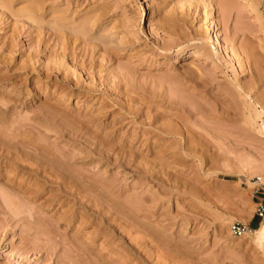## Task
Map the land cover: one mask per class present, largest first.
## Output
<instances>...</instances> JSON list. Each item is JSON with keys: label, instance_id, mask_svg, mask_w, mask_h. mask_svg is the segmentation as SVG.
Here are the masks:
<instances>
[{"label": "rangeland", "instance_id": "1", "mask_svg": "<svg viewBox=\"0 0 264 264\" xmlns=\"http://www.w3.org/2000/svg\"><path fill=\"white\" fill-rule=\"evenodd\" d=\"M263 12L0 0V264H264Z\"/></svg>", "mask_w": 264, "mask_h": 264}, {"label": "bare ground", "instance_id": "2", "mask_svg": "<svg viewBox=\"0 0 264 264\" xmlns=\"http://www.w3.org/2000/svg\"><path fill=\"white\" fill-rule=\"evenodd\" d=\"M147 4H148L147 9H150V8L153 7V4H151V2H148ZM210 5H211V9H212L213 8V4H211V2H210ZM224 7L226 8L227 6H224ZM228 9H230V8H228ZM263 14H264V12H263ZM214 15H215V13L212 10L210 15H209L210 19H209V21L207 20L208 21L207 26L209 27V29L211 31V33L209 35L210 36L209 40L211 42H213V44H216L217 48H221L220 42H219V38H218V36L216 34V31L214 32V30H213L214 29V25H215V19H213ZM194 48L193 49H188V51H191V50L195 51ZM188 51L183 52V53H187ZM196 52H197V50H196ZM261 129L264 130V125L261 126ZM262 174L263 175H260L258 177L255 176L261 182H263L262 178H264V173H262ZM230 234H231V232H230ZM241 236H242V239H246V240L248 239L256 248L261 250V253L264 256V216H263V218L261 219L260 223L258 224V226L256 228H254V229L247 228L245 233L243 235H241Z\"/></svg>", "mask_w": 264, "mask_h": 264}, {"label": "built area", "instance_id": "3", "mask_svg": "<svg viewBox=\"0 0 264 264\" xmlns=\"http://www.w3.org/2000/svg\"><path fill=\"white\" fill-rule=\"evenodd\" d=\"M256 186H257V191H261L264 189V183L259 181L258 178H256ZM254 214L259 217V218H263L264 216V205L260 202L256 203L255 204V212ZM247 230V226L246 225H243L242 223L240 222H237V221H233L229 224V231L235 235V236H241L245 233V231Z\"/></svg>", "mask_w": 264, "mask_h": 264}, {"label": "crops", "instance_id": "4", "mask_svg": "<svg viewBox=\"0 0 264 264\" xmlns=\"http://www.w3.org/2000/svg\"><path fill=\"white\" fill-rule=\"evenodd\" d=\"M259 193L264 195V191H260ZM258 202H260V203H262L264 205V197H260L259 200L256 203H258Z\"/></svg>", "mask_w": 264, "mask_h": 264}, {"label": "trees", "instance_id": "5", "mask_svg": "<svg viewBox=\"0 0 264 264\" xmlns=\"http://www.w3.org/2000/svg\"><path fill=\"white\" fill-rule=\"evenodd\" d=\"M259 218V217H258ZM258 226V222L257 221H254L253 223H252V225H251V229H254V228H256Z\"/></svg>", "mask_w": 264, "mask_h": 264}]
</instances>
